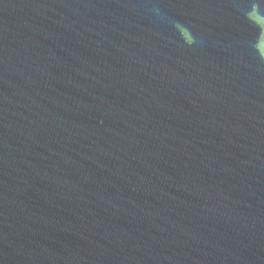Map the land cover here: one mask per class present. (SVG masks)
Listing matches in <instances>:
<instances>
[{"label":"water","instance_id":"water-1","mask_svg":"<svg viewBox=\"0 0 264 264\" xmlns=\"http://www.w3.org/2000/svg\"><path fill=\"white\" fill-rule=\"evenodd\" d=\"M0 264H264V0H0Z\"/></svg>","mask_w":264,"mask_h":264}]
</instances>
